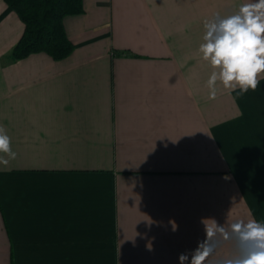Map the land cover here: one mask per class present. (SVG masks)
I'll return each mask as SVG.
<instances>
[{"label":"crops","instance_id":"obj_1","mask_svg":"<svg viewBox=\"0 0 264 264\" xmlns=\"http://www.w3.org/2000/svg\"><path fill=\"white\" fill-rule=\"evenodd\" d=\"M83 1L70 55L10 60L25 25L0 0L17 154L0 164V264H179L213 220L264 222V73L212 100L199 52L206 21L252 0Z\"/></svg>","mask_w":264,"mask_h":264},{"label":"clouds","instance_id":"obj_2","mask_svg":"<svg viewBox=\"0 0 264 264\" xmlns=\"http://www.w3.org/2000/svg\"><path fill=\"white\" fill-rule=\"evenodd\" d=\"M204 29L199 52L216 69L207 81L209 99H216L218 81L225 89L239 88L240 96L255 91L258 76L264 73V0L242 4L231 15H216L204 23ZM0 154L5 166L17 155L3 127ZM225 244L232 246V255L213 260ZM178 259L179 264H264V222L239 220L226 225L213 220L211 227L205 225V239Z\"/></svg>","mask_w":264,"mask_h":264},{"label":"trees","instance_id":"obj_3","mask_svg":"<svg viewBox=\"0 0 264 264\" xmlns=\"http://www.w3.org/2000/svg\"><path fill=\"white\" fill-rule=\"evenodd\" d=\"M23 20L25 28L8 57L18 60L35 52L55 59L72 53L76 44L68 35L64 18L84 11L83 0H5Z\"/></svg>","mask_w":264,"mask_h":264}]
</instances>
